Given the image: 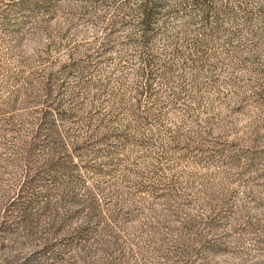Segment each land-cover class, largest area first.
Segmentation results:
<instances>
[{
	"label": "rangeland",
	"instance_id": "obj_1",
	"mask_svg": "<svg viewBox=\"0 0 264 264\" xmlns=\"http://www.w3.org/2000/svg\"><path fill=\"white\" fill-rule=\"evenodd\" d=\"M204 1L215 10L185 0L167 17L168 29L195 47L187 79L201 99L189 101L183 135L168 140V160L153 175L160 183L149 182L151 145L133 146L118 167L71 148L67 175L41 180L31 200L9 198L0 185V264H264V0ZM114 2L57 0L7 43H16L37 84L46 69L35 53L48 33L85 45L115 25L109 41L127 40L133 21L120 22ZM49 53L66 57L60 45ZM48 158L36 164L60 160ZM16 160L5 153L3 177L19 170Z\"/></svg>",
	"mask_w": 264,
	"mask_h": 264
},
{
	"label": "trees",
	"instance_id": "obj_2",
	"mask_svg": "<svg viewBox=\"0 0 264 264\" xmlns=\"http://www.w3.org/2000/svg\"><path fill=\"white\" fill-rule=\"evenodd\" d=\"M114 1L118 20L133 21L127 40L109 41L115 25H105L104 39L85 45L60 44L48 33L44 51L35 53L46 69L45 79L35 84V70L27 68L28 60L19 57L16 43L6 38H18L21 25L35 22L36 15L50 11L57 0H0V150L19 163L9 177L2 176L0 163V185L10 192L9 198L31 200L39 195L33 189L41 180L53 182L67 175L72 149L89 159L103 157L101 165L118 167L133 146L151 145L155 165L146 166L153 173L149 182L160 183L153 175L168 160V140L183 135L180 129L193 115L189 101L194 105L201 99L200 87L187 79V71L196 67L195 47L168 29V13L185 0H112L111 5ZM205 2L197 4L202 11L215 10ZM59 45L66 54L61 61L49 53ZM42 154L50 156L51 165L57 158L59 163L42 168L36 164ZM67 180L63 177V185Z\"/></svg>",
	"mask_w": 264,
	"mask_h": 264
}]
</instances>
